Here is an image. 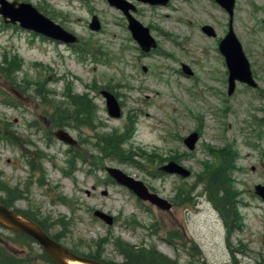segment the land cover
Returning a JSON list of instances; mask_svg holds the SVG:
<instances>
[{
    "label": "rangeland",
    "instance_id": "1",
    "mask_svg": "<svg viewBox=\"0 0 264 264\" xmlns=\"http://www.w3.org/2000/svg\"><path fill=\"white\" fill-rule=\"evenodd\" d=\"M17 1L37 6L80 41L59 43L5 23L0 14V180L21 194L13 196L14 207L53 223L52 232L61 233L62 242L79 254L96 252L115 263L125 260L118 239L155 246L178 264H234L235 249L238 264L264 262V200L255 193V185L264 184V0H235L233 28L259 86L238 82L232 95L219 50L231 17L216 0H170L166 5L128 0L158 43L148 53L133 38L123 11L108 0ZM94 15L101 21L98 31L90 27ZM206 24L216 36L203 31ZM6 58L20 64L11 79L1 69L8 67ZM183 64L193 75L183 72ZM11 85L25 98L10 93ZM102 88L119 98L121 117L108 114ZM70 90L100 108L99 124L93 118L94 126L64 127L83 142L79 152L56 138L59 125L52 124L46 134L45 125L31 124L75 108ZM125 131L130 136L122 146L129 159L108 155L102 139ZM193 131L200 139L189 150L184 138ZM227 147L236 150L230 177L243 217L232 234L209 197L205 176L208 165L219 162L217 150ZM172 159L192 175L159 169ZM106 166L144 181L173 202L172 209L141 200L115 182ZM8 193L13 195L0 191V201ZM97 209L112 214L114 224L95 216ZM8 236L15 235L0 227V240L20 249Z\"/></svg>",
    "mask_w": 264,
    "mask_h": 264
},
{
    "label": "water",
    "instance_id": "2",
    "mask_svg": "<svg viewBox=\"0 0 264 264\" xmlns=\"http://www.w3.org/2000/svg\"><path fill=\"white\" fill-rule=\"evenodd\" d=\"M108 1L111 5L123 11L128 20V28L133 38L138 42L144 52L148 53L157 47L158 43L152 36L150 28L133 15L132 11L136 10L133 3L128 0ZM139 1L152 5H166L170 0ZM216 1L229 12L231 17L229 30L219 42V50L225 56L229 71L228 94L232 95L235 92L238 82L257 88L259 84L253 74L250 60L233 28L235 0ZM0 14L6 23L20 24L26 30L39 33L59 43L75 44L80 41V38L75 33L67 30L63 25L51 19L30 2L0 0ZM90 27L96 31L101 29V21L97 15L93 16ZM202 29L208 35L216 36V31L211 25H203ZM182 70L188 75H193V70L186 64L182 65ZM8 89L17 96H21L17 89L13 87H9ZM101 94L106 100L108 114L115 118L121 117L123 111L117 96L107 88L102 89ZM55 135L59 140L69 145L77 142V139L65 128H59L55 132ZM199 139L200 133L193 131L184 138V143L189 150H194ZM159 169L167 174L179 175L183 178H188L192 175L189 168L173 159L162 164ZM106 170L118 184L129 188L141 200L148 201L165 211L172 209L173 203L158 193L151 191L144 181L135 178L117 166H107ZM255 193L264 200V184L259 183L255 185ZM103 194H107V191H104ZM94 215L109 225L114 224L115 218L112 214L97 209ZM0 226L4 229L22 233L33 238L58 264H72V262H81L83 264H114L73 251L64 243L53 238L37 221L3 203H0Z\"/></svg>",
    "mask_w": 264,
    "mask_h": 264
},
{
    "label": "trees",
    "instance_id": "3",
    "mask_svg": "<svg viewBox=\"0 0 264 264\" xmlns=\"http://www.w3.org/2000/svg\"><path fill=\"white\" fill-rule=\"evenodd\" d=\"M5 63H8V67H1L2 70L5 71L7 76L14 78V72L20 64L14 59L8 61L5 59ZM11 79V78H10ZM11 81V80H10ZM11 87L20 91L19 88L15 87V85H11ZM11 93V92H10ZM13 93V92H12ZM37 93H42L41 90H37ZM13 95H15L13 93ZM67 95L72 98V102L74 103L75 108L81 109V107H85L88 110V120L82 124L86 125H95L93 123V118L95 116L96 104L93 100L89 99L88 96H75L72 95V91H68ZM16 96V95H15ZM78 102V103H77ZM63 112H69V110L59 109L55 112L61 115H66ZM59 116H56L58 119ZM55 125H59L60 127H66L68 125L77 126L79 124H64V123H55ZM1 126V124H0ZM1 134V129H0ZM127 136H130L126 133L120 136L117 133L108 134L102 139L101 144L105 148V152H108V155H113L116 158H120L124 160V149L123 143L126 142ZM214 152H216L214 150ZM79 155L78 153L75 154ZM216 157L219 158V162L215 165H208V174L207 177V190L209 197L215 203V206L221 212L227 231L229 234H232L236 231L243 223V217L239 211L240 200L238 199V191L234 188L232 179L230 177V171L235 167V158H236V150L233 148H221L218 149L215 153ZM129 159V158H125ZM75 165H73V168ZM0 191H7L12 193L10 195L8 193L7 196L1 198L0 203L6 204L9 207H14L13 205V196L15 195L17 198L22 197L20 193H15L13 190H10L8 186L0 180ZM189 194V192H188ZM189 196V195H188ZM184 201L190 200L189 197L182 198ZM20 212L26 214L30 218L37 221L46 232H48L53 238L62 242V238L64 237L61 233H54L52 229L54 228L53 223H49L45 220H40L37 215L31 214L24 210L18 209ZM2 233V232H1ZM15 236H8L15 240L16 244L20 246L18 250L9 247L5 241L0 240V264H58L56 263L43 249L41 246L40 249H36L33 244L37 242L22 233H18L12 231ZM38 245V244H37ZM116 246L120 250V252L124 255L125 260L121 263H115L111 261H106L101 259L98 255L99 253L93 252L88 254L92 258L108 262L114 264H178V262L168 255L159 251L155 246L150 248L145 247H137L134 246L124 240L118 239L116 241ZM23 247H27V252L22 251ZM72 249V248H71ZM73 251L77 252L75 249ZM234 251H232L234 257V264H238V260ZM22 252V253H21ZM24 252V253H23ZM78 253V252H77ZM81 254V253H80ZM85 255V254H82ZM207 264V263H205ZM252 264V263H251ZM256 264H264V262H256Z\"/></svg>",
    "mask_w": 264,
    "mask_h": 264
},
{
    "label": "flooded vegetation",
    "instance_id": "4",
    "mask_svg": "<svg viewBox=\"0 0 264 264\" xmlns=\"http://www.w3.org/2000/svg\"><path fill=\"white\" fill-rule=\"evenodd\" d=\"M105 89V88H102ZM101 89V90H102ZM109 90H111L110 88H107ZM100 90V93H101ZM71 91V90H70ZM112 91V90H111ZM113 92V91H112ZM114 93V92H113ZM21 96L19 97L20 99H24L25 95L23 94V92H20ZM115 94V93H114ZM69 102L72 103V98H70ZM78 103V102H77ZM71 110H69V112L67 113V115H61L58 117V119L56 117H49L46 115H44L40 120H35L34 122H32L31 124H42L45 125V129H46V134L51 133V125L55 124V123H64V124H82L84 122H86L88 120V110L85 107H81V109L77 108H70ZM100 108L96 107L95 110V116H94V121L98 124L100 123V116L99 114H97L99 112ZM38 125V126H39ZM60 128H64V127H60ZM59 129V128H58ZM66 129V128H65ZM49 130V131H48ZM67 130V129H66ZM71 133V132H70ZM73 135V134H72ZM76 139L77 142L73 145H70L74 148L77 149L76 152H79L81 150V147L84 145L82 141H80V138H77L75 135H73ZM174 205V204H173ZM39 246V245H38ZM22 251H24L22 249ZM22 253V252H21Z\"/></svg>",
    "mask_w": 264,
    "mask_h": 264
},
{
    "label": "bare ground",
    "instance_id": "5",
    "mask_svg": "<svg viewBox=\"0 0 264 264\" xmlns=\"http://www.w3.org/2000/svg\"><path fill=\"white\" fill-rule=\"evenodd\" d=\"M72 264H83L81 262H72Z\"/></svg>",
    "mask_w": 264,
    "mask_h": 264
}]
</instances>
